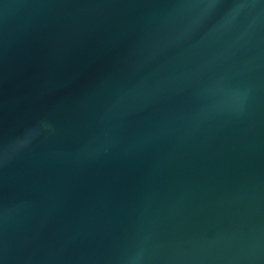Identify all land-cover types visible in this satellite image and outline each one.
I'll return each mask as SVG.
<instances>
[{"label":"water","instance_id":"1","mask_svg":"<svg viewBox=\"0 0 264 264\" xmlns=\"http://www.w3.org/2000/svg\"><path fill=\"white\" fill-rule=\"evenodd\" d=\"M0 264H264V0H0Z\"/></svg>","mask_w":264,"mask_h":264}]
</instances>
